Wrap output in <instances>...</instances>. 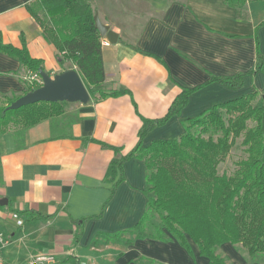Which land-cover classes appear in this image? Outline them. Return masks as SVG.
Wrapping results in <instances>:
<instances>
[{
	"label": "crops",
	"instance_id": "1",
	"mask_svg": "<svg viewBox=\"0 0 264 264\" xmlns=\"http://www.w3.org/2000/svg\"><path fill=\"white\" fill-rule=\"evenodd\" d=\"M33 1L0 0V40L18 48L24 41L29 55L53 75L63 69L55 46L27 9ZM89 2L117 35L109 43L98 33L105 73L100 87L122 93L86 103L65 101L61 114L19 134H0V198L7 199L0 205V231L9 237L0 244V256L10 264H28L37 253L52 254L54 264H211L190 239L188 251L168 233L161 240L122 232L146 210V165L136 157L126 160L110 198L113 181L106 171L113 158L138 143L142 119L162 117L183 88L199 86L178 114L143 137L142 146L178 138L184 120L215 103L263 92L262 71L246 74L240 88L206 81L253 70L256 41L264 69V0ZM63 67L75 68L69 60ZM30 73L0 51V96L21 94ZM215 253L224 264H264L231 243Z\"/></svg>",
	"mask_w": 264,
	"mask_h": 264
},
{
	"label": "trees",
	"instance_id": "2",
	"mask_svg": "<svg viewBox=\"0 0 264 264\" xmlns=\"http://www.w3.org/2000/svg\"><path fill=\"white\" fill-rule=\"evenodd\" d=\"M226 1L234 3V0ZM27 9L40 25L43 37L55 46L62 69H66L63 64L67 60L75 66L89 100L122 93L100 87L105 80L102 43L89 0H34ZM0 51L17 58L26 70L39 75L42 61L29 55L24 41L18 48L0 40ZM255 57L253 70L212 76L206 83L218 81L230 88L242 87L246 74L264 73L258 41ZM24 85L21 94L0 96V134L22 133L63 112L65 101H38L16 109L8 108L20 95L41 83L24 80ZM198 87L183 88L162 117L142 119L138 143L130 152L110 161L106 171V179L113 181L109 198L122 180V164L126 160L142 159L147 170L146 210L135 225L122 232H132L137 238L150 235L161 240L168 239V233L188 251L190 239L211 264H224L215 253L216 247L223 243L240 246L252 260L264 259V100L254 104L260 94L258 91L215 103L184 120V133L178 138L157 139L142 146L143 137L178 114ZM248 121L254 124L249 126ZM238 137H241L246 157L237 162L231 174L224 171L219 174L218 164ZM154 212L160 224L151 223ZM101 214L102 209L93 217ZM148 224L153 228L150 233L146 231Z\"/></svg>",
	"mask_w": 264,
	"mask_h": 264
},
{
	"label": "water",
	"instance_id": "3",
	"mask_svg": "<svg viewBox=\"0 0 264 264\" xmlns=\"http://www.w3.org/2000/svg\"><path fill=\"white\" fill-rule=\"evenodd\" d=\"M94 24L99 35L105 37L109 43L116 41L117 35L102 24L97 15H94ZM39 76L41 85L19 96L9 104L8 108L16 109L22 105L38 101H78L80 103L89 101L88 91L75 68H68L53 75L39 69ZM5 204H7V199L0 198V205Z\"/></svg>",
	"mask_w": 264,
	"mask_h": 264
},
{
	"label": "rangeland",
	"instance_id": "4",
	"mask_svg": "<svg viewBox=\"0 0 264 264\" xmlns=\"http://www.w3.org/2000/svg\"><path fill=\"white\" fill-rule=\"evenodd\" d=\"M264 93L261 92L258 98L254 101V104H261L263 102ZM254 123L248 121V125L252 126ZM246 152L244 151V147L241 144V137H238L234 140L230 150L228 151L226 157L218 164L217 171L218 173H222L223 171L227 174H231L237 168V162L240 159H244L246 157ZM151 223L152 224H160V220L157 213H152L151 215ZM147 233L153 231L151 225L146 226ZM30 260V259H29Z\"/></svg>",
	"mask_w": 264,
	"mask_h": 264
},
{
	"label": "built area",
	"instance_id": "5",
	"mask_svg": "<svg viewBox=\"0 0 264 264\" xmlns=\"http://www.w3.org/2000/svg\"><path fill=\"white\" fill-rule=\"evenodd\" d=\"M29 82L37 81L41 83V78L36 73H30L28 76ZM12 218L15 220L18 226L23 225V220L19 217L17 213H12ZM9 242V237L4 232L0 231V244H6ZM55 257L49 253H37L30 257L28 264H54ZM0 264H10L5 262L0 256Z\"/></svg>",
	"mask_w": 264,
	"mask_h": 264
}]
</instances>
